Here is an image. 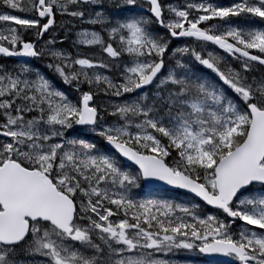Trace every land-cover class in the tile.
<instances>
[{
    "label": "snow or ice",
    "instance_id": "obj_1",
    "mask_svg": "<svg viewBox=\"0 0 264 264\" xmlns=\"http://www.w3.org/2000/svg\"><path fill=\"white\" fill-rule=\"evenodd\" d=\"M178 250L264 264V0H0V264Z\"/></svg>",
    "mask_w": 264,
    "mask_h": 264
},
{
    "label": "rangeland",
    "instance_id": "obj_2",
    "mask_svg": "<svg viewBox=\"0 0 264 264\" xmlns=\"http://www.w3.org/2000/svg\"><path fill=\"white\" fill-rule=\"evenodd\" d=\"M224 2H227V0H224ZM40 61V71L44 72L43 69L47 71V69L45 68L46 61ZM169 258L174 262V264H206L202 262L200 253L196 251L178 250L173 254H170Z\"/></svg>",
    "mask_w": 264,
    "mask_h": 264
},
{
    "label": "water",
    "instance_id": "obj_3",
    "mask_svg": "<svg viewBox=\"0 0 264 264\" xmlns=\"http://www.w3.org/2000/svg\"><path fill=\"white\" fill-rule=\"evenodd\" d=\"M201 254V253H200ZM204 258H205V261L207 263H209L210 261H213V260H218V259H223L222 257H214V256H208L206 254H201Z\"/></svg>",
    "mask_w": 264,
    "mask_h": 264
},
{
    "label": "flooded vegetation",
    "instance_id": "obj_4",
    "mask_svg": "<svg viewBox=\"0 0 264 264\" xmlns=\"http://www.w3.org/2000/svg\"><path fill=\"white\" fill-rule=\"evenodd\" d=\"M37 62V61H36ZM37 66V65H36Z\"/></svg>",
    "mask_w": 264,
    "mask_h": 264
},
{
    "label": "trees",
    "instance_id": "obj_5",
    "mask_svg": "<svg viewBox=\"0 0 264 264\" xmlns=\"http://www.w3.org/2000/svg\"><path fill=\"white\" fill-rule=\"evenodd\" d=\"M58 83V82H57Z\"/></svg>",
    "mask_w": 264,
    "mask_h": 264
}]
</instances>
